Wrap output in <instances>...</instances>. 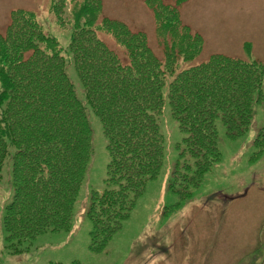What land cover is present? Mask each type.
Listing matches in <instances>:
<instances>
[{
	"label": "trees",
	"instance_id": "1",
	"mask_svg": "<svg viewBox=\"0 0 264 264\" xmlns=\"http://www.w3.org/2000/svg\"><path fill=\"white\" fill-rule=\"evenodd\" d=\"M50 1L58 20L62 9L57 13L58 2ZM71 1L68 54L84 103L101 124L109 156L106 189L90 194L87 213L89 251L101 254L146 184L161 171L163 90L172 119L186 135L169 187L184 201L220 161L215 121L220 118L226 139L235 141L248 132L253 108L264 110V62L215 55L175 75L181 63L193 62L203 52L200 36L186 26L177 29L179 9L191 0H172V5L146 1L159 4L152 15L163 61L152 53L145 35L102 19L101 0ZM100 35L114 40L123 60ZM243 48L249 55L250 44ZM254 147L259 155L264 152V127ZM10 149L13 198L2 225L9 253L18 255L42 234L70 232L91 155L86 110L68 79L65 58L35 15L21 10L11 13L9 26L0 33V181Z\"/></svg>",
	"mask_w": 264,
	"mask_h": 264
},
{
	"label": "rangeland",
	"instance_id": "2",
	"mask_svg": "<svg viewBox=\"0 0 264 264\" xmlns=\"http://www.w3.org/2000/svg\"><path fill=\"white\" fill-rule=\"evenodd\" d=\"M146 1L101 0V18L118 21L131 33L145 35L152 53L163 61V48L152 15L159 4ZM159 1L163 5L173 3ZM54 2H58L57 13L62 9L58 20L51 12L50 0H0V33L9 26L11 13L21 10L33 13L44 34L57 42L65 58L68 79L86 110L91 155L74 204L70 232L42 234L25 243L23 253L11 255L2 225L4 210L13 198L14 151L9 150L0 181V264H264V152L259 155L254 147L264 127L263 108L258 105L253 108L248 132L235 141L226 139L221 119L215 121L220 161L190 198L180 201L169 187L178 162L177 149L186 135L171 117L166 88L158 116L164 155L161 171L156 180L146 184L143 195L104 252L89 251L92 229L87 219L89 196L106 189L109 156L101 124L84 103L85 94L68 54L72 29V22L68 21L74 3ZM179 18L181 25L177 29L186 26L190 33L200 36L203 52L195 61L181 63L175 75L178 70L205 63L215 55L264 62V0H191L182 4ZM100 37L123 60L122 49L114 40L105 35ZM244 44H250L249 55ZM170 81L167 79V84Z\"/></svg>",
	"mask_w": 264,
	"mask_h": 264
}]
</instances>
